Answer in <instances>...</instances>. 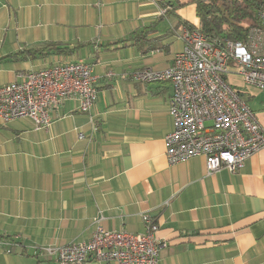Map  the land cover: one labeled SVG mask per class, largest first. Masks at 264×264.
<instances>
[{
	"label": "crops",
	"instance_id": "0c3cea01",
	"mask_svg": "<svg viewBox=\"0 0 264 264\" xmlns=\"http://www.w3.org/2000/svg\"><path fill=\"white\" fill-rule=\"evenodd\" d=\"M166 3L173 13L152 27ZM180 21L198 24L192 0H0V87L83 61L98 91L88 113L65 100L48 129L0 122V264H58L43 248L86 242L98 224L144 233L146 216L165 244L159 264H264V150L236 173L208 174L204 157L169 165L172 90L134 81L170 66L183 48ZM148 28L150 42L130 38ZM46 43L86 46L5 59Z\"/></svg>",
	"mask_w": 264,
	"mask_h": 264
},
{
	"label": "built area",
	"instance_id": "2783aa9c",
	"mask_svg": "<svg viewBox=\"0 0 264 264\" xmlns=\"http://www.w3.org/2000/svg\"><path fill=\"white\" fill-rule=\"evenodd\" d=\"M180 30L183 48L170 66L140 70L134 81L168 84L172 90L174 129L165 138L169 165L204 157L208 174L222 169L236 173L264 150V102L259 109L252 106L254 91L264 95V4L242 42L208 38L198 29ZM96 83L93 66L83 61L22 72L0 87V122L29 119L36 130L48 129L51 112L71 98L80 112L88 113L98 100ZM144 219V233L112 232L98 224L86 242L43 250L57 257L58 264H159L165 244L156 236L159 226Z\"/></svg>",
	"mask_w": 264,
	"mask_h": 264
},
{
	"label": "trees",
	"instance_id": "16d2710c",
	"mask_svg": "<svg viewBox=\"0 0 264 264\" xmlns=\"http://www.w3.org/2000/svg\"><path fill=\"white\" fill-rule=\"evenodd\" d=\"M196 6V17L198 24L188 22L179 23L190 30L198 29L208 38H217L223 41L242 42L247 36L250 27L256 26L257 14L264 4V0H192ZM170 3L163 4V9L168 10ZM173 10L162 14L152 27H157L170 16ZM249 23V25H246ZM148 31H137L130 37L135 41L150 42L147 40ZM139 36V37H138ZM86 45L82 44L74 48L58 43H46L41 46L23 49L18 54L11 55L5 59H39L51 54L71 56Z\"/></svg>",
	"mask_w": 264,
	"mask_h": 264
},
{
	"label": "rangeland",
	"instance_id": "374dc122",
	"mask_svg": "<svg viewBox=\"0 0 264 264\" xmlns=\"http://www.w3.org/2000/svg\"><path fill=\"white\" fill-rule=\"evenodd\" d=\"M246 25H249V23H247ZM233 83H236V84H239V81H237V80H234V82ZM235 84V85H236ZM238 86V85H237ZM239 87V86H238ZM240 88V87H239ZM242 90L244 91H246V89L245 88H242ZM253 91V90H252ZM255 94H257V97L253 100V102H252V106L254 107V108H256L257 107V105L260 103V102H264V95L262 94V93H260V92H258V91H255L254 92Z\"/></svg>",
	"mask_w": 264,
	"mask_h": 264
}]
</instances>
